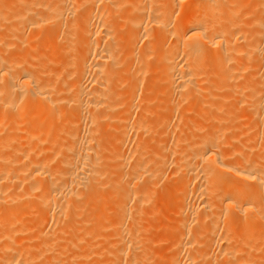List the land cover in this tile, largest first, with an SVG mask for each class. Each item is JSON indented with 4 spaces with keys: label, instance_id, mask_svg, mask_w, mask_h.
I'll use <instances>...</instances> for the list:
<instances>
[{
    "label": "bare ground",
    "instance_id": "1",
    "mask_svg": "<svg viewBox=\"0 0 264 264\" xmlns=\"http://www.w3.org/2000/svg\"><path fill=\"white\" fill-rule=\"evenodd\" d=\"M250 104L259 127L251 110L236 121ZM261 122L264 0H0V264H264ZM152 127L157 148L138 138ZM166 164L175 216L155 260L145 225Z\"/></svg>",
    "mask_w": 264,
    "mask_h": 264
},
{
    "label": "rangeland",
    "instance_id": "2",
    "mask_svg": "<svg viewBox=\"0 0 264 264\" xmlns=\"http://www.w3.org/2000/svg\"><path fill=\"white\" fill-rule=\"evenodd\" d=\"M47 3H50V2L47 1ZM250 3H252V2L250 1ZM253 3H254V4H253ZM253 3H252L253 5L251 4V5L249 6V9H247L248 11H247L246 9H245V10L243 9V11H244V13H245L244 15H242V14H243V11H242V12H241L242 14H241V15H238V16H241V18L243 17V18H242L243 20H246V19L244 18V16L246 15L245 17H246L247 19L249 18L248 20L250 21V19L252 18V13H255V11H256V12H259V11L257 10L258 8H257V4H256V2H253ZM252 7H253V8H252ZM250 9L252 10L251 12H250ZM124 10H126V12H125ZM124 10H123L124 13H122V11H121V13H122L123 15H124L125 13L127 14V12L129 11V6L126 7ZM246 12H247V13H246ZM121 13L116 14L117 16L114 17L115 19H117V20H115V19H114V20L119 22V23L117 22L115 25L120 24V25H117L116 29H118V28L121 29V31L118 30V31H119V34H120L121 32H123V34H125V35H123V36H126V37H127V35L130 34V31H131V25H130L128 22H125V21H124V19H123V17H122L123 15H122ZM126 14H125V15H126ZM238 16H237L236 19H238V21H239V18H240V17H238ZM121 19H123V20H121ZM242 19H240V20H242ZM248 20H247V21H248ZM121 21H122V22H121ZM120 22H121V23H120ZM118 26H120V27H118ZM126 26H127V27H126ZM125 27H126V28H125ZM123 28H124L125 30L129 31V32H127V31L124 32V29H123ZM122 30H123V31H122ZM118 31H117V32H118ZM168 39H169V38H168ZM169 40L171 41L172 38H170ZM169 40H168V41H169ZM170 41H169L168 43H170ZM31 43L35 44V43H37V41H36V40H35V41L33 40V42H31ZM39 45H40V43H39ZM40 46H41V45H40ZM128 46H129V45H127L126 47H128ZM130 47H131V49L125 48V52H126L127 54H131V53L134 51V50H132L133 47H132L131 45L129 46V48H130ZM39 49H40V50H41V49L44 50V48H40V47H39ZM126 49H127L128 52L126 51ZM40 50H39V51H40ZM129 51H130V52H129ZM150 55L152 56V54H150ZM154 55H155V54H154ZM154 55H153V56H154ZM156 56H157V55H156ZM156 56H154V57H150V59L153 58V59L151 60L152 62H153V60H155V62H156V59H155V58H157ZM46 58H47V59H44V60L49 61V59H50V60L54 61V62H53V65L55 64L56 60H59V59L56 58L55 56H54V57H53V56H49V57H46ZM54 58H55V59H54ZM41 59H42V58H41ZM128 59L131 60V61H129ZM128 59H126V60L123 61V62H126L128 65H127L126 63L120 62V63H119V66H118L117 64L114 66L115 70H116V71L119 70V72H123L124 70H126V69L130 66V64L132 63V59H131V58H128ZM150 59L148 58V62H149V63H150V61H149ZM44 60H43V62H44ZM127 60H128V61H127ZM47 61H46V62H47ZM69 61H71V59H69ZM66 62H68V60H66ZM129 62H130V64H129ZM155 62H153V64H154ZM63 64H65V60H63V62H62L61 65H56L57 68L59 69V72H60V73H61V71H62L61 69H62ZM120 64H122V65H120ZM124 65H125V66H124ZM116 66H118V67H116ZM120 67H121V70H120ZM122 67H123V68H122ZM60 68H61V69H60ZM118 68H119V69H118ZM253 68H254V67H253ZM251 69H252V68H251ZM254 69L256 70V68H254ZM254 69H252V71H255ZM60 70H61V71H60ZM250 71H251V70H250ZM63 72H64V71H63ZM64 73H65V72H64ZM156 73H157V75L155 74V75H156L155 78L151 80V82H153V83L150 84V85L153 87L152 90L154 89V87H155V89H156V87H158V86L160 87V86H163V85H164V83H163L162 80L160 79V78H161L160 75H159V74H160V70H158ZM126 74H127L126 79H129L131 76H130L128 73H126ZM126 74H125L124 76H126ZM158 76H159V78H158ZM203 77H204V76H203ZM156 78H157V80H156ZM158 79H159V80H158ZM153 80H155V81H153ZM60 82H61V81H60ZM160 82H162V83H160ZM58 83H59V82H58ZM144 83H145V82H144ZM146 83H148V80L146 81ZM149 83H150V82H149ZM160 84H161V85H160ZM142 86L144 87L143 90L141 89L143 92L140 90V92H141L142 94L145 93V92H147V91H151V90H150L151 87L149 86V84H148V85L143 84ZM148 86H149L150 88H149ZM159 87H158V88H159ZM158 88H157V89H158ZM145 89H146V91H145ZM147 89H148V90H147ZM155 89H154V93H155ZM157 89H156V90H157ZM226 92H228V91H225V93H224V92L222 93L223 96H225L224 94H226ZM229 92H230L229 95L231 94V96H234V94H233L231 91H229ZM141 93H140V94H141ZM157 93H158V92H157ZM158 94H159V93H158ZM223 96H221V97H223ZM226 96H228V95L226 94ZM226 96H225V97H226ZM236 96H237V95H236ZM229 97H230V96H229ZM194 98H195V97H194ZM196 99H197V97H196ZM200 99H201V103H200V105H198V103L200 102ZM193 101H194V102L191 101V102L193 103V106H192V103H191V102H190V103L188 102L189 106H191V107H188V108L185 107V109H184V110H185V115L187 116V117L185 116V118L187 119V121L190 119L189 117H193V115H195V113H197V110H196V112H194V114H192V112L195 111L192 107H194V104H195V106H196V103H197V102H198V103H197V105H198L197 107H199V108H197V107H196V108L199 110V112L202 110V112H200V113H201L202 115H204L203 117H207V116H206V114H207V113H206L207 107H206V104H204V102L206 101V99H205V98H200V97H199V98L197 99L196 103H195V99H194ZM236 102H237V101H236ZM182 105L185 106V105H186V102H185V105H184V104H182ZM237 105H238V103L236 104V107H237ZM183 106H181V108H182ZM186 106H188V105H186ZM200 106H201V107H200ZM249 106H250V108L248 107V110H247V108H246L247 112H246L245 109H242V110H244V111H242V113L239 112L238 116L241 117V115H243V117H244V115H245V117H244V118H242V117L239 118V117H238V118L236 119L237 122H238V120H239V123H240L242 120H243V122H245V121L247 120V119L244 120V119L246 118V114H247L248 111H250V110H251L250 112L252 113V116H251V114H249V116H251V118L249 117V120H251V119L253 120V119L256 118V117L254 118V116H253V113L255 112V110H253V109H255V108H251V107L253 106L252 104H250ZM138 107H139V106H138ZM140 107H142V108H140V109H139V108H135V113H134V114H135L136 118H138V117L141 115V112H142V110H143V106L141 105ZM155 107H157V106H155ZM203 107H204L206 110H205ZM239 107H240V106H238V108H239ZM253 107H254V106H253ZM159 108H160V107H159ZM183 108H184V107H183ZM183 108H182V109H183ZM191 108L193 109V111L190 112V113L188 112L189 114H192V115L190 116L189 114H186V113H187V111H189ZM194 108H195V107H194ZM196 108H195V109H196ZM241 108H242V107H241ZM136 109H137V110L139 109V110H141V111H140V112H137ZM155 109L157 110L158 113H160V112L158 111L157 108H154V110H155ZM187 109H189V110H187ZM203 109H204L205 113H204ZM222 109H224V110L226 111L225 108H222ZM222 109H221V107L219 108V110H222ZM156 110H155V111H156ZM186 110H187V111H186ZM216 110H218V109H216ZM240 110H241V109H240ZM252 110H253V111H252ZM155 111H153L152 114H153ZM160 111H162V108H160ZM179 111L181 112V110H179ZM207 111H208V110H207ZM225 111H224V112H225ZM157 112H155L154 115L151 114V116H154V117L156 118L157 116H159V115L162 113V112H161L160 114H157ZM180 112H179V114H180ZM216 113L219 114V113H221V112L216 111ZM116 114H117V113H115L114 115H116ZM138 114H139V115H138ZM197 114H198V113H197ZM188 115H189V117H188ZM135 116H134V117H135ZM174 117H175V116H174ZM176 117L178 118V115H177ZM176 117H175V119H176ZM203 117H201V118H202V121H203V119L205 120V118H203ZM136 118H135V119H136ZM151 118H152V117H151ZM135 119L133 118L132 120L134 121ZM153 119H154V118H153ZM175 119L173 118V119H171V120H175ZM206 119H207V118H206ZM75 120H76V119H73L72 121L75 122ZM178 120H179V119H178ZM161 121H162V120H161ZM236 121H234L236 124H235L234 122H231V121H229L230 123H229V122H226V123H224V126H226V127H228V126L230 127V126H231V127H232V124L234 123V125H233L234 127H233V128H237V126H238L237 124H239V123H237ZM259 121H261V120H259V118H258V120H256V125L254 124L255 120H253L252 123H253L255 126H258V124H259V126H260V122H259ZM101 122H102L101 125H103L101 128H104V130H106V129L109 127V125H110V129L112 130V128H113V129L115 128V125L113 124V122H114V123L116 122L115 124L118 123L116 120H113V121L111 120L107 125L105 124V122L103 123V120H101ZM167 122H168V121H167ZM167 122H163L164 124H162V127H160V131H163V132H161V133H162L161 135L166 134V133H165V131H166L165 129H166V127H167V129H168V126H169L170 124H171L172 126H173V125L175 126V123H174L173 121H171V123H169L168 126H167V124H168ZM175 122H177V120H175ZM243 122H242V124H243ZM165 123H167V124H165ZM226 124H228V125H226ZM240 124H241V123H240ZM253 124H252V125H253ZM261 124L263 125L264 123L261 122ZM105 125H106L107 127H106ZM164 125H165V126H164ZM104 126H105V127H104ZM172 126H171V129H170V126H169L170 132H171V130H172ZM235 126H236V127H235ZM259 126H258V127H259ZM164 127H165V129H164ZM229 127H228V128H229ZM231 127H230V128H231ZM238 127H239V126H238ZM262 127H264V126H262ZM250 128H251V127H250ZM162 129H163V130H162ZM231 129H232V128H231ZM238 129H239V128H237V130H238ZM261 129L263 130V128H260V130H261ZM143 130H144V129H143ZM143 130H141L140 132H144V134H145L146 137L142 136L143 134H139V135H138V138H139L140 140H143V139H144L143 141H144V142L146 141V142H145L146 145H148V142H149V144H152V145H149L151 148H152V146H153L154 144H155V145H154L155 148H157L158 146H160L159 143H158V141H159V142L162 141L163 138H162L160 135H159V136H160L161 138L158 136V132H159V131L156 132V131L154 130L153 127H152V129L150 128V130H151L152 132L149 131L148 128H146L145 131H143ZM158 130H159V129H158ZM164 130H165V131H164ZM107 131H109V134L107 133V135H110V133H111L110 130L107 129ZM148 131H149L150 133H149ZM154 131L157 133L156 135L154 134V133H155ZM167 131H168V130H167ZM167 131H166V132H167ZM195 131H196V130H195ZM195 131H194V132H195ZM204 131H205V130H204ZM204 131H203V133H202L201 131H198V130H197L196 132H197V134H200V133H201L199 137H201V135L204 134L203 136H204V137L207 136V138L213 137V135L215 136V135L217 134L216 130L214 131L215 134H214V132L211 131L213 135H211V132H209V131L207 132V130H206L205 132H204ZM146 132H148L150 135H148V133H146ZM206 132H207V133H206ZM159 133H160V132H159ZM153 134H154V135H153ZM207 134H209V135H207ZM150 136H151V137H150ZM165 136H166V135H163V137H165ZM148 137H149V138H148ZM110 138H111V136H107V137H106L107 140H105V143L103 142V144H104V145L107 144L108 141L110 140ZM141 138H142V139H141ZM145 139H146V140H145ZM147 139H148V140H147ZM159 139H160V140H159ZM205 139H206V137H205ZM155 142H156V143H155ZM157 143H158V144H157ZM160 144H161V142H160ZM156 145H157V147H156ZM154 146H153V147H154ZM150 147H149V148H150ZM242 149H243V148H242ZM243 150H245V149H243ZM245 151H246V150H245ZM140 152H141V151H140ZM137 154L140 155L141 153H137ZM137 154H136V155H137ZM54 155H55V154H54ZM262 155H263V156L260 158V159H261V160H260L261 163H262V161H264V154H262ZM103 156H105V155L103 154ZM136 157H137V156H136ZM138 157H140V156H138ZM133 158H134V157H133ZM134 159H135V161H136L138 158H137V159L134 158ZM134 159H133V160H134ZM107 160H108V161H107ZM110 160H111V164H113V160L110 159V158L104 160V161H105V163H104V164H105V168H106V167L108 168V166H107L106 164H107V162H108V165H109V164H110ZM254 160H257V159H254ZM262 164H263V163H262ZM167 165H168V164H166V166H165V167H166L165 170L168 169V170H166V172L170 170V168H169L170 166L168 165L169 167L167 168ZM263 165H264V164H263ZM109 167H110V165H109ZM107 168H106V169H107ZM171 170H172V169H171ZM171 170H170V171H171ZM171 172H172V171H171ZM166 175H168V176L166 177ZM175 176H176L175 174L173 175V173H169V172H167V173L164 174L163 178H164V177H165V178H164V179H161L162 181L165 180V181H164V184H163L162 181L159 182V184L161 183L162 188L159 187V186H160L159 184L157 185V188L159 187L160 190H157L156 195H155V196H157V198L155 197L154 200H155V199H158V200H157V202H156V200H155V201L153 200V201L156 203V204L154 203L155 206H156V208H155L156 210H155V212H153L154 214L152 213L153 215H152V217H150V218H149L150 215L147 214V216H148V218H149V219H148V222L150 221V224H146V222L144 223V225L146 224L145 227H148V231H150V232L147 231V233H146V235L148 234V235H147V238L149 239V240H148V245H149V243H150V244H153V245H149V247H150V249H149L150 255L152 254V249H153V254H152L151 256L154 255V256H157V257H158V258H157V257H154V256H153V257L155 258V260L159 259V255H161V253L163 254V249H162V246H161L160 240L166 235V233H165V234L163 233V232H165V230H166V226H167L166 223H168V222H169V224H173V223H174V216H175V214H174V211L172 210V207H171V204H170V203H171V199L169 198V199H170V203H169V202H168V199L166 200V195H165L164 193H162V192H166V193H167V191H168V193L170 192V193H169V197H172V189H173V185L176 183V180H177V178H178V177H175ZM174 178H175V179H174ZM174 180H175V181H174ZM165 183H166V184H165ZM167 185H168V186H167ZM166 187H167V188H166ZM171 187H172V188H171ZM159 188H158V189H159ZM165 189H167V190H165ZM161 190H162V191H161ZM161 193L165 195V196H164L165 198H162L163 195H162ZM168 193H167V195H168ZM182 194H183V192L179 193V195H182ZM160 195H162V196H160ZM170 195H171V196H170ZM161 200H163V201H161ZM167 203H168V204H167ZM163 204H164V205H163ZM162 205H163V206H162ZM168 205H169V206H168ZM149 209H150L149 207H148V208L146 207V212H147V213L149 212ZM145 219H146V218H145ZM145 219H143V220H145ZM165 219H166V220H165ZM163 220H164V221H163ZM145 221H147V220H145ZM165 221H167V222H165ZM148 222H147V223H148ZM163 222H165V223H163ZM142 223H143V221H142ZM152 224H153V225H152ZM154 224H155V225H154ZM162 224H164V226H163V228H164L163 230H164V231L160 228V226L162 227ZM144 225H143V226H144ZM151 225H152V226H151ZM149 226H150V228H149ZM151 227H152V228H151ZM149 229H150V230H149ZM162 231H163V232H162ZM161 232L164 234L163 236H162ZM158 234H159V235H158ZM160 234H161V235H160ZM256 235H257V234H256ZM256 235H254V236H256ZM161 236H162V237H161ZM204 236H205V235H204ZM204 236H202V237L204 238ZM109 238H110V239H109ZM113 239H114L115 241L117 240L116 237H113V236H107L106 241H107V242H113ZM150 239H151V240H150ZM216 242L218 243V241H216ZM216 242H215V243H216ZM219 242H220V241H219ZM159 243H160V244H159ZM215 243H214V244H215ZM217 243H216V244H217ZM216 244L213 245V246L216 247V248H219V244H217V245H216ZM220 244H221V243H220ZM154 246H155V247H154ZM156 247H158L157 250H156ZM151 248H152V249H151ZM145 249H146V248H145ZM160 249H161V250H160ZM262 249H263V248H262ZM141 250L143 251V248H142ZM141 250H140V251H141ZM150 250H151V251H150ZM159 251H160V252H159ZM260 251H261V249H259V250L256 249L255 252H256V254H258V255L261 254V257H263L264 254H262V253L264 252V249L262 250V251H263L262 253H259ZM149 252H148V253H149ZM255 252L253 251L252 253H253L254 255H256ZM158 253H159V254H158ZM147 256H148V259H151V257H150L149 255H147ZM149 257H150V258H149ZM257 257L259 258L260 255L257 256ZM151 260H154V259H151Z\"/></svg>",
    "mask_w": 264,
    "mask_h": 264
}]
</instances>
